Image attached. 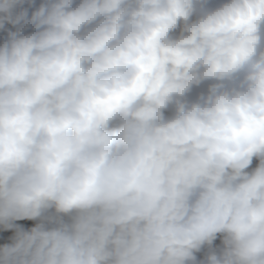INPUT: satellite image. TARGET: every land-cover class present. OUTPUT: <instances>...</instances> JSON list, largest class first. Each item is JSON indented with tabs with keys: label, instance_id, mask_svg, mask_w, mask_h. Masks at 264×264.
I'll use <instances>...</instances> for the list:
<instances>
[{
	"label": "clouds",
	"instance_id": "1",
	"mask_svg": "<svg viewBox=\"0 0 264 264\" xmlns=\"http://www.w3.org/2000/svg\"><path fill=\"white\" fill-rule=\"evenodd\" d=\"M0 239L264 264V0H0Z\"/></svg>",
	"mask_w": 264,
	"mask_h": 264
},
{
	"label": "trees",
	"instance_id": "2",
	"mask_svg": "<svg viewBox=\"0 0 264 264\" xmlns=\"http://www.w3.org/2000/svg\"><path fill=\"white\" fill-rule=\"evenodd\" d=\"M18 223L23 224V225H25L27 227V226H32L35 222L34 221L24 220V221H19ZM3 235L7 236V235H9V233H4ZM3 242H4L3 239H0V243H3ZM215 243L218 244L219 243V239L217 241H215Z\"/></svg>",
	"mask_w": 264,
	"mask_h": 264
}]
</instances>
